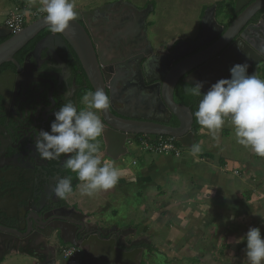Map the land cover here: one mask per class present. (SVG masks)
I'll return each mask as SVG.
<instances>
[{"label": "water", "instance_id": "95a60500", "mask_svg": "<svg viewBox=\"0 0 264 264\" xmlns=\"http://www.w3.org/2000/svg\"><path fill=\"white\" fill-rule=\"evenodd\" d=\"M249 1L251 0L235 1L233 12L239 14L225 31L215 20V6L207 9L202 17L196 40L177 43L169 54L156 59L157 61L162 59L164 63H158L154 70L150 69L152 66L150 62L148 64V61L142 68L136 64L134 67L137 76L127 82H123L124 76H122L123 78L121 76L113 77L108 82V75L105 74L106 63L103 61L104 53L111 49V60L107 64L119 67L127 65V68H130L129 65L134 61L147 58L151 54V50L147 48L145 23L152 7L148 6L144 10L138 11L129 5H124L122 0H119L111 11V29H109L112 32L111 47L108 49H98V37H94L87 26L86 17L91 16L94 12H77L76 18L69 22V27L59 34L65 37L75 51L92 91L103 90L110 98V109L114 115L110 113L109 109L101 113V119L105 125L101 139L103 155L106 158L117 161L123 157L127 152L125 144L134 141L137 136L146 137L152 142L157 137H170L182 148H192L195 144L192 116L188 108L174 101V88L182 79L184 84L191 87L201 83V92L207 93L210 87L220 79L231 78L230 69L236 64L247 63L249 65L248 73L255 74L256 66L264 62V32L262 33L263 39L251 37L246 34L248 29L257 31L260 29L255 26H246V24L255 14L264 9V0H254L243 11H240ZM101 11L98 10V13ZM107 14L109 15L106 12ZM261 20L260 24L264 26V14L261 16ZM78 21H82L87 32H90V40L84 30L77 25ZM45 28H49L45 16L32 21L14 34H10L5 27L0 26V39L9 36L5 42L0 44V65L11 62L13 56ZM233 40L234 42H232ZM92 44L97 46L98 59L92 51ZM137 44L141 48H135ZM205 45L208 46L204 50L170 66L171 62L179 60L187 53ZM116 51L120 52L116 53ZM98 65L102 67V70ZM155 81L156 83H154ZM117 82H120L121 86ZM145 82L150 85L146 86ZM139 87L146 94L144 98H141ZM123 96L125 97L123 98ZM114 103H118L120 108H113L115 107ZM171 119L173 120L172 124H170ZM7 200L10 207H13L12 200ZM41 211L42 205L37 212ZM0 214L4 217L6 214L8 215V211L0 208ZM35 215L30 220L28 217L24 218V222L18 219L14 220L12 217L17 228L10 225L3 226L0 219V261L5 253H8V250H10L9 253L14 252L37 262H43L49 256H54L55 247L49 243L54 234H51L49 238V236L34 231L32 227V224L40 226L41 218L46 221L52 231H58V241L76 249L80 248L75 240L80 233V227L74 222L72 215L64 212L59 215L56 211L47 214L41 213V216L37 213ZM49 222L53 223L48 224ZM128 234H132V232L124 231L120 235L115 233L110 240L102 241L94 236L96 241L89 246L91 249L97 248L99 251L91 254L92 257H99L110 264H137V257L142 251L139 247L147 242L135 240L127 243L125 238Z\"/></svg>", "mask_w": 264, "mask_h": 264}, {"label": "crops", "instance_id": "0c3cea01", "mask_svg": "<svg viewBox=\"0 0 264 264\" xmlns=\"http://www.w3.org/2000/svg\"><path fill=\"white\" fill-rule=\"evenodd\" d=\"M20 1L0 0V18L3 22L14 9L18 10ZM34 1L42 3V0H28V9L29 6L42 7V4L35 5L37 2ZM208 132L206 128L200 127L195 134V144L202 145L203 141L205 144L204 138H207ZM226 133L228 131L223 129L219 131L218 140ZM209 141L211 146L216 145L212 142V134ZM127 145L133 146L131 143ZM137 145L136 142V149H140ZM179 147L182 148L178 144V158L173 154L155 153L132 155L130 163L121 158L117 161L107 158L120 173V179L111 188V194L116 191L124 198L134 191L140 199L135 214L140 218L142 215L144 219L140 227L134 230L133 227L128 229L129 222H125L124 226L104 220L105 224L111 225L115 232L131 231L132 234L125 238L127 243L135 240L147 242L139 247L142 251L137 264H147L149 259L150 264H248L247 242L241 238L246 236L251 227L260 228L264 238V178L256 175L259 165L256 162L264 161V157L252 152L247 162L243 159L231 162L221 157L220 151L215 153V158L210 150L205 149L204 152L202 148V152L194 157L191 149L183 148L185 150L180 151ZM235 171L242 173L237 175ZM80 186L81 182L66 199L69 206H76L92 222L105 219L103 211H94L87 206L89 196L81 195ZM103 196L98 191L90 198L98 203ZM111 214L115 216L113 211ZM143 246H149L151 252L148 253ZM55 254L43 262H37L8 252L0 264H62L59 253ZM19 256L27 259L21 260ZM82 258L84 264H110Z\"/></svg>", "mask_w": 264, "mask_h": 264}, {"label": "flooded vegetation", "instance_id": "af4514ba", "mask_svg": "<svg viewBox=\"0 0 264 264\" xmlns=\"http://www.w3.org/2000/svg\"><path fill=\"white\" fill-rule=\"evenodd\" d=\"M118 1L119 0H113L95 5L88 9L76 10V12H94L91 16L86 17V23L94 37H98V49H108L111 47L112 32L109 30L111 29V11ZM252 2H254V0L249 1L240 11H243ZM122 3L138 11H142L150 6L148 4L141 8H137L133 3L127 0H122ZM233 7L232 13H234ZM98 10L102 11L98 13ZM152 11L153 8L151 13ZM106 12L109 13V15H106ZM263 14L264 9L255 14L246 24V26H255L260 29L258 31L248 29L246 32L247 35L263 39L262 33L264 32V26L260 24ZM148 17L145 23V31L148 41L147 48L151 50V54L147 58L134 61L129 65L130 68H127V65H120L119 67L118 65L111 66L107 64L111 60V49H109V53H104L105 58L103 59L106 63L105 74L108 75V82L111 81V78L117 76H124V78L122 77L124 79L123 82L129 81L133 77L135 78L137 74L134 66L138 64V66L142 68L146 61H148V64L149 62L151 63L152 67L150 69L154 70L158 63H164L162 59L158 61L156 59L165 57L173 50L171 49L164 55L153 53L148 34ZM215 20L222 27L224 26L223 22L220 21L218 17L215 18ZM26 23L27 21L24 18L22 28L28 25ZM76 23L84 30L87 38L90 40V32H87L88 30L84 23L82 21ZM225 30L223 27V31ZM10 34L14 33L10 32ZM8 37L1 38V40L5 42ZM234 40L232 42H234ZM3 42H1V44ZM176 44H174V46ZM138 45L139 44H137L135 48H141ZM207 46L208 45L202 46L197 50L187 53L179 58V60L171 62L170 66L204 50ZM91 48L98 59L97 46L92 44ZM118 52L120 51H116V53ZM98 66L99 69L102 70V67L100 65ZM263 66L264 62L256 66L255 69V75L261 79H264ZM179 82H182V79ZM154 83H156V81ZM117 84L121 86L120 82H117ZM145 85L149 86L150 83L145 82ZM175 88L173 91V99ZM139 89L141 88L139 87ZM89 91H92L89 81L70 43L59 33L51 32L49 28L39 31L33 39L13 56L11 62L0 65V208L8 211V215L6 214L4 217L0 214V219L2 220L3 226L8 227V225H10L11 227L15 226L17 228L14 223L15 219L24 222V218L28 217L30 220L36 213L41 216V213L47 214L56 211L59 215L62 212L72 215L74 222L80 227V233L75 238L80 247L77 249L78 253L84 258L95 259L106 263L105 260L99 257H92L91 255L94 254L95 251H99L97 248L93 247L94 249H91L89 246L96 241L94 236L100 241L110 240L113 234L116 233L120 235V233L124 231L115 232L111 225L105 224L106 222H92L87 216L83 215L76 206H69L66 199H58L53 193L55 183L63 177H71L72 182L74 181L73 178H78L77 174L66 168L64 163L71 154H62L59 159L48 160L41 158L34 148V143L36 137L39 135V131H50V125L55 119V111H57L66 100H71L78 109L82 108V97ZM140 94H142L141 98L146 96V94L142 92V89ZM125 96H123V98ZM114 104L115 107L113 108H120L118 103ZM109 111L114 115L111 109H109ZM172 122L173 120L171 119L170 124H172ZM138 137L140 136H137L134 141H138ZM100 140L103 145L101 138ZM134 141L127 142L125 146ZM7 199L12 200L11 203H13V207H10ZM41 205L43 212L41 211L38 213L37 211L41 208ZM12 217H14V220ZM41 223L40 226L32 224L34 231L44 236H49V238L51 234H54L49 243L55 247V252L58 253L59 246L65 245L58 241V231H52L42 218ZM52 223L53 222H49L48 224ZM54 242L56 243L54 244ZM56 244L61 245L56 246ZM8 252H10V250H8ZM55 255L56 254H54V256Z\"/></svg>", "mask_w": 264, "mask_h": 264}, {"label": "clouds", "instance_id": "9594fccd", "mask_svg": "<svg viewBox=\"0 0 264 264\" xmlns=\"http://www.w3.org/2000/svg\"><path fill=\"white\" fill-rule=\"evenodd\" d=\"M41 11L50 31L60 33L69 27L77 16L71 0H42ZM249 65L236 64L230 69L231 78L220 79L207 93H202V84L186 89L191 95L201 97L194 113L197 123L209 130L218 141L217 133L228 118L234 129L237 143L264 157V79L248 73ZM82 108L71 101L54 113L50 131L40 130L34 148L44 159L56 160L62 154H71L65 160L66 168L77 174L81 182V195L93 196L107 191L118 183L119 170L109 161H103L100 138L105 125L101 113L110 109V98L103 90L89 91L82 97ZM202 152L199 144L191 148V155ZM73 192L71 177L60 178L53 187L58 199H67ZM248 264H264V238L258 227L249 228L246 236ZM239 242V241H238Z\"/></svg>", "mask_w": 264, "mask_h": 264}, {"label": "rangeland", "instance_id": "374dc122", "mask_svg": "<svg viewBox=\"0 0 264 264\" xmlns=\"http://www.w3.org/2000/svg\"><path fill=\"white\" fill-rule=\"evenodd\" d=\"M27 1L28 0H21L20 1L21 3H18L20 5L18 7V10L20 11L17 10L18 12H22L21 14L24 16L25 20L27 21L26 24H30L32 21L46 16V13L41 11L42 7L29 6L30 9H28V6L26 4ZM109 1H113V0H71V2L75 5V11L88 9L95 5L103 4ZM127 1L133 3L137 8L138 7L141 8L148 4L152 5L153 11L148 17L149 40L152 45L153 53L164 55L167 54L171 49H173V46L176 43L186 40H194V39L196 40L195 37H197L200 31L202 17L205 11L211 8L212 6H214L215 3L217 2L230 1V0H127ZM232 1H236V0H232ZM36 2L34 1V3H36L35 5L42 4L41 1H36ZM15 10L16 9H14L12 12H15ZM218 19L221 21V17H219ZM3 23H4L3 19L0 18V25L3 26ZM222 129L228 131V133L223 134L220 140L218 141L213 139L212 142L216 143V145L213 146H211L209 141L212 133L208 132L207 138L206 137L204 138L206 143L204 144L203 141V144L200 145L201 148H203V151L205 152V149L210 150L211 153L215 155V158H217L215 153L220 151L218 152L219 155L224 159H226L227 161L239 162L240 159H243L247 162L253 151L251 150V148L244 147L239 143H237L234 129L228 118H225V124L222 127ZM136 142L137 141L131 142L133 146L127 145V154L121 157V160H123L126 163H130L131 158H133V156H137L135 154L147 156L145 153L148 152L142 151L143 152L142 153L140 149H136V147L134 146ZM179 149L180 151L185 150L180 147ZM102 150H103V145L101 144V140H100V152H99L100 156ZM103 158L104 156L102 155L101 156L102 161L105 160L110 161L107 158L104 159ZM147 158H151V157H147ZM256 163L259 164L256 168L257 177L264 178V161L262 160L260 163L258 162ZM239 172L241 171H235L234 173L238 175ZM247 177H249V175H247ZM251 177L252 174H250V178ZM99 192L102 195H104L101 201H98L97 203L94 199H91L89 197V200L87 202V206L90 207V209H93L94 211L97 210L103 211L102 216L105 219H102V221L99 220V223H103L104 220H106V222H109L110 224L111 222H116L117 225L126 226L125 222H129L128 229H130V227H133L134 230L137 227H140L142 218L144 219V217L141 215L140 218L138 214H135L137 207L140 204V199L138 195H135L136 193L134 191L131 194H129L130 196L124 198H121V194L116 191H114L113 194H111V189L107 191L101 190ZM112 196L116 198H113ZM112 211L115 213L114 214L115 216L111 214ZM125 217L127 218L129 217L128 220H126L127 218L125 219ZM97 218H100V216H98ZM97 218H95V221L97 220ZM19 257L21 258V260L27 259L26 257L23 256H19ZM58 258L59 257H57V259ZM78 258L79 260L84 261L83 258L81 257V254L79 253H78ZM139 258L140 255L139 257H137V260ZM149 261L150 259L147 260V264H150L148 263Z\"/></svg>", "mask_w": 264, "mask_h": 264}, {"label": "built area", "instance_id": "2783aa9c", "mask_svg": "<svg viewBox=\"0 0 264 264\" xmlns=\"http://www.w3.org/2000/svg\"><path fill=\"white\" fill-rule=\"evenodd\" d=\"M23 24L24 16L17 10H15V12H11L4 21V27L11 33L20 31ZM137 144L143 152L162 155L173 154L175 157H179L177 142L170 137H157L152 142L146 137L140 136ZM58 253L62 258L63 264H84L78 258L77 249L72 246L62 245L58 248Z\"/></svg>", "mask_w": 264, "mask_h": 264}, {"label": "trees", "instance_id": "16d2710c", "mask_svg": "<svg viewBox=\"0 0 264 264\" xmlns=\"http://www.w3.org/2000/svg\"><path fill=\"white\" fill-rule=\"evenodd\" d=\"M233 4H234V1H231V0L230 1H220V2L215 3V6H216L215 18L221 17V21L224 24L223 26L224 30L228 28V26L233 22V20L238 15V14L232 13ZM150 6L152 7V5ZM1 42H3V40L0 39V44ZM189 88H191V86H188L182 82H179L175 88L174 101L177 104L189 109L191 116H192V120H193L192 131L194 133V139H195L196 131L202 126H200L197 123L194 113L198 108V104H199L200 99H202V96L196 97V96L191 95L189 92L186 91V89H189ZM173 125H176V124L173 123ZM73 179L74 181L72 182V187L74 190L75 186L78 185L80 181L78 178H73ZM143 247L147 250L148 253L151 252V250H149L150 249L149 246H143Z\"/></svg>", "mask_w": 264, "mask_h": 264}]
</instances>
